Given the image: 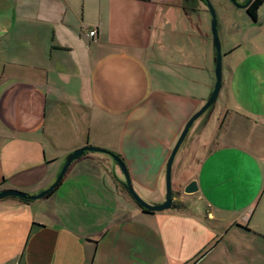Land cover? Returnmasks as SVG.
I'll use <instances>...</instances> for the list:
<instances>
[{
    "label": "crops",
    "instance_id": "1",
    "mask_svg": "<svg viewBox=\"0 0 264 264\" xmlns=\"http://www.w3.org/2000/svg\"><path fill=\"white\" fill-rule=\"evenodd\" d=\"M180 1L0 0V191L46 190L86 145L121 156L141 192L163 185L176 141L207 100L195 93L199 63L165 54L167 39L176 52L191 39ZM256 23L264 44V2ZM251 65L239 77L241 113L232 111L185 184L197 183L200 209L160 212L157 234L134 229L157 212L144 213L124 196L106 160L83 155L44 200H0V264H155L156 243L168 264H181L186 243L191 253L221 235L264 234V56Z\"/></svg>",
    "mask_w": 264,
    "mask_h": 264
},
{
    "label": "rangeland",
    "instance_id": "2",
    "mask_svg": "<svg viewBox=\"0 0 264 264\" xmlns=\"http://www.w3.org/2000/svg\"><path fill=\"white\" fill-rule=\"evenodd\" d=\"M209 1L215 10L217 20V32L222 54L223 86L215 104L210 109H208L197 121L194 122L179 151L177 152L172 165V195L175 198L174 201L181 204L182 209L186 210H191L193 208V210L200 209L201 202L196 198V193L193 195H187L183 193L185 184L190 178L195 176L198 165L203 157L207 155L210 150L216 147L217 140H215V138L225 126L226 119L231 117L232 111L238 114L241 113L243 101L240 83L242 82H240L239 77H241V74L244 72L252 73L251 61L258 55L264 56V44L263 42L258 41L257 38L258 33L261 32L259 23L258 25H256L257 23L254 24L249 19L244 9L237 8L234 4H232V2H230V0ZM235 1L237 5H243L247 0ZM179 5L182 7L183 15L186 18V24L189 27V30H187L185 34L191 35V39L184 37V39L181 40L182 44L180 46L179 52H176L173 48H170L168 44L170 40L168 41L167 39V46L170 50L168 49L165 54L171 58L173 56L178 57L179 61H183L185 58H188L192 59L193 62L199 63V70L196 69V75L198 73L200 74V80L198 82L199 85L196 87L195 93L199 95L200 99H207L212 92V90L210 91L209 86L212 85L213 87L215 82V50L210 31L211 17L209 14H207L205 16L207 21L206 24L204 26H200V12L204 11V14L206 13L204 10L206 8L205 5L199 0H181ZM225 7H227L226 10ZM225 15L227 18L226 20H224ZM227 22L229 23L227 24ZM223 25L224 27L227 26L225 31H222ZM178 41L180 42V38ZM237 45L240 47L235 50L234 53L226 55L229 49ZM168 61L170 62L171 60L168 58ZM255 67H259V70H256V72L262 75V70H260L259 64H255ZM185 71L193 72V70L189 69L188 67L185 68ZM231 72H233L234 75L231 74ZM211 78L212 81H210ZM185 92L190 93L191 91L187 89ZM253 101H256V99L253 100L251 98V93H249L246 96V102L252 104ZM205 102L206 100L201 101L200 108ZM227 110L229 116L226 117ZM201 130L203 131V138L199 140L197 136ZM86 146L103 149L93 145ZM84 155L86 157L95 156L101 158L102 160H106L111 166V171L114 170L117 178L121 180L123 184L125 183L124 176L112 158L103 153L96 152H86ZM77 164L80 166V162ZM207 164L210 165V161H208ZM62 168L63 166L60 168L58 174ZM95 169L98 170L99 167L95 166L94 170ZM165 172L166 165L164 174H162L164 178ZM105 177L109 178V175L105 174ZM112 179L115 180L114 177H112ZM149 182H153L152 177H150ZM115 187L117 188L118 186L116 185ZM134 187L138 188L137 185L133 186V189ZM122 190L124 192V196H126V198H130L124 186L122 187ZM134 191L145 203L149 205H158L152 204L155 202H152L148 199H150L152 196H154L156 199L160 197L164 202L166 196V182L164 179L163 185L154 191L149 190L147 192H141V189H139L140 192H137L136 190ZM156 202L159 203L160 200ZM159 214L160 212H157V214L155 213L152 216H144L147 218H138L135 223H132L133 228L157 234L159 226L163 221V218H157ZM196 219L199 220L200 218ZM200 222L202 225L212 228L210 225L213 223L211 224L205 218H201ZM260 231L261 232H258L259 235L257 234L258 236H254L253 234L256 232L254 231V233L251 231V235L242 236L238 239L232 238L231 235H221L216 240L213 239L205 248L194 250L191 253H188V250L191 249V245L186 243L185 257L180 263L264 264V234L262 230ZM215 244H220V246L217 247V249L212 250V247ZM144 248L145 246H142L141 250L143 251ZM235 248L238 250H234ZM153 255L155 264H168V260L164 252L157 243L153 246ZM138 264L142 263L139 262Z\"/></svg>",
    "mask_w": 264,
    "mask_h": 264
},
{
    "label": "water",
    "instance_id": "3",
    "mask_svg": "<svg viewBox=\"0 0 264 264\" xmlns=\"http://www.w3.org/2000/svg\"><path fill=\"white\" fill-rule=\"evenodd\" d=\"M205 3V7L208 10V13L211 17V37H212V43L215 50V61H214V76H215V82L213 86V90L209 97L207 98L204 105L196 112L194 113L189 120L186 122L178 140L176 141V144L174 148L171 151V154L167 160L166 163V172H165V182H166V196L165 200L160 205H149L145 203L134 191L129 173L127 170L126 163L116 156L114 153H109L103 149L94 148L91 146H84L82 148H79L75 150L65 161L63 168L61 169L60 173L58 174L55 182L46 190L40 192L37 195L29 196L25 194L24 192L18 191V190H2L0 191V200L6 199V198H17V199H23L28 201H36L39 199H42L44 197H47L49 193H51L63 180L69 166L79 158H81L86 152H96V153H103L113 159V161L117 164L119 167L122 175L124 176L125 183L123 184L126 192L130 196V198L134 201L136 206H138L139 209L144 210L149 213H155V212H162L168 209L172 208V180H171V172H172V165L174 162V159L177 155V152L179 151L182 143L184 142L186 136L188 135L190 129L192 128L195 121H197L208 109H210L216 102L220 90L222 88V54H221V48H220V42L217 32V20H216V14L213 6L211 5L209 0H203ZM232 4H234L237 8L240 9H246L248 5L252 2V0H247V2L243 5H237L235 0H230ZM198 186L195 181L189 182L183 189V193L187 195H193L197 193Z\"/></svg>",
    "mask_w": 264,
    "mask_h": 264
},
{
    "label": "trees",
    "instance_id": "4",
    "mask_svg": "<svg viewBox=\"0 0 264 264\" xmlns=\"http://www.w3.org/2000/svg\"><path fill=\"white\" fill-rule=\"evenodd\" d=\"M201 3H203L204 5H205V3H204V1L203 0H199ZM263 2H264V0H252V2L248 5V7H246V9H245V12H246V14H247V16L249 17V19L253 22V23H256L257 22V13H258V10H259V8L262 6V4H263ZM104 150V149H103ZM106 151V153L107 152H109V153H113V152H111V151H108V150H105ZM115 154V153H114ZM108 155V154H107ZM116 155V154H115ZM116 156H118L119 158H121L122 159V157L121 156H119V155H116ZM123 160V159H122ZM124 161V160H123ZM60 185V184H59ZM59 185L51 192V193H49L48 195H47V197H49V196H51L56 190H57V188L59 187ZM174 196L172 195V198H173ZM13 199H17V198H13ZM20 202H23V203H28L29 201L28 200H23V199H18ZM172 207L173 208H175V209H182V206H181V204H179L178 202H174V201H172ZM142 212H144V213H149V212H146V211H144V210H142ZM150 214V213H149Z\"/></svg>",
    "mask_w": 264,
    "mask_h": 264
},
{
    "label": "built area",
    "instance_id": "5",
    "mask_svg": "<svg viewBox=\"0 0 264 264\" xmlns=\"http://www.w3.org/2000/svg\"><path fill=\"white\" fill-rule=\"evenodd\" d=\"M95 35H96V32L95 31L89 32V37H94Z\"/></svg>",
    "mask_w": 264,
    "mask_h": 264
},
{
    "label": "flooded vegetation",
    "instance_id": "6",
    "mask_svg": "<svg viewBox=\"0 0 264 264\" xmlns=\"http://www.w3.org/2000/svg\"><path fill=\"white\" fill-rule=\"evenodd\" d=\"M246 2H247V1H246ZM246 2H245V3H246ZM245 3H244V4H245ZM173 201H174V197H173ZM174 202H175V201H174Z\"/></svg>",
    "mask_w": 264,
    "mask_h": 264
}]
</instances>
